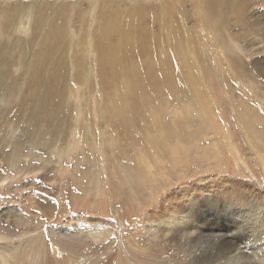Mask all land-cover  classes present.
<instances>
[{
  "label": "rangeland",
  "instance_id": "1",
  "mask_svg": "<svg viewBox=\"0 0 264 264\" xmlns=\"http://www.w3.org/2000/svg\"><path fill=\"white\" fill-rule=\"evenodd\" d=\"M220 180L264 198V0H0V264H191L157 206Z\"/></svg>",
  "mask_w": 264,
  "mask_h": 264
},
{
  "label": "bare ground",
  "instance_id": "2",
  "mask_svg": "<svg viewBox=\"0 0 264 264\" xmlns=\"http://www.w3.org/2000/svg\"><path fill=\"white\" fill-rule=\"evenodd\" d=\"M217 183L223 184L205 187L210 197L198 188L176 192L173 204L157 206L156 227L166 228L169 242L182 246L191 264H264V198L239 190L231 180ZM253 212L258 220L251 219ZM210 214L213 219L207 221Z\"/></svg>",
  "mask_w": 264,
  "mask_h": 264
}]
</instances>
